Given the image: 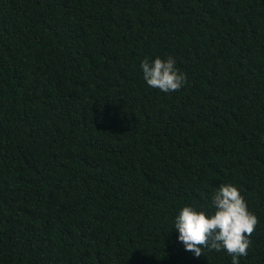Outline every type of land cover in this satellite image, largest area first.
I'll return each mask as SVG.
<instances>
[{
    "label": "trees",
    "instance_id": "trees-1",
    "mask_svg": "<svg viewBox=\"0 0 264 264\" xmlns=\"http://www.w3.org/2000/svg\"><path fill=\"white\" fill-rule=\"evenodd\" d=\"M222 183L264 264V0H0V264H231L174 227Z\"/></svg>",
    "mask_w": 264,
    "mask_h": 264
},
{
    "label": "clouds",
    "instance_id": "clouds-1",
    "mask_svg": "<svg viewBox=\"0 0 264 264\" xmlns=\"http://www.w3.org/2000/svg\"><path fill=\"white\" fill-rule=\"evenodd\" d=\"M140 67L143 79L151 88L162 92L181 89L186 73L176 67V61L169 55L166 59L145 58ZM211 213L206 209L183 206L174 218L177 239L197 258L204 256V250L226 251L231 264H240V257L246 256L251 246L250 237L259 220L248 210L247 202L238 188L230 183L220 184L211 198Z\"/></svg>",
    "mask_w": 264,
    "mask_h": 264
}]
</instances>
